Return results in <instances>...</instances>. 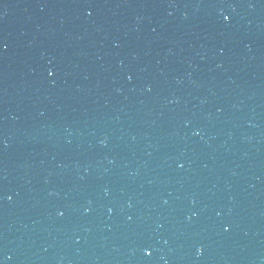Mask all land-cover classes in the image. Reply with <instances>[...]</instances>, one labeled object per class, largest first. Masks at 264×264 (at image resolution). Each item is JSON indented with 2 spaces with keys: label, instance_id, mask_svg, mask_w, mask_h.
Here are the masks:
<instances>
[{
  "label": "water",
  "instance_id": "1",
  "mask_svg": "<svg viewBox=\"0 0 264 264\" xmlns=\"http://www.w3.org/2000/svg\"><path fill=\"white\" fill-rule=\"evenodd\" d=\"M0 264H264V0H0Z\"/></svg>",
  "mask_w": 264,
  "mask_h": 264
},
{
  "label": "snow or ice",
  "instance_id": "2",
  "mask_svg": "<svg viewBox=\"0 0 264 264\" xmlns=\"http://www.w3.org/2000/svg\"><path fill=\"white\" fill-rule=\"evenodd\" d=\"M225 19H227V17H225Z\"/></svg>",
  "mask_w": 264,
  "mask_h": 264
}]
</instances>
